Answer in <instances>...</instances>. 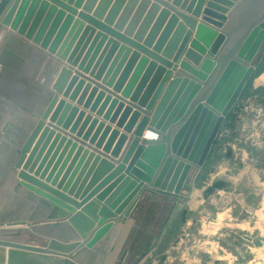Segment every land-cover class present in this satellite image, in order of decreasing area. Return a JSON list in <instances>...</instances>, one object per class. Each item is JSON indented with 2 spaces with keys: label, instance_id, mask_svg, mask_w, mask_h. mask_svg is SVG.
<instances>
[{
  "label": "water",
  "instance_id": "95a60500",
  "mask_svg": "<svg viewBox=\"0 0 264 264\" xmlns=\"http://www.w3.org/2000/svg\"><path fill=\"white\" fill-rule=\"evenodd\" d=\"M0 27L61 64L15 168L50 203L47 219H67L79 237L23 232L0 248L72 258L144 193L178 199L187 188L254 70L264 0H0Z\"/></svg>",
  "mask_w": 264,
  "mask_h": 264
},
{
  "label": "rangeland",
  "instance_id": "374dc122",
  "mask_svg": "<svg viewBox=\"0 0 264 264\" xmlns=\"http://www.w3.org/2000/svg\"><path fill=\"white\" fill-rule=\"evenodd\" d=\"M253 69L179 198L140 200L118 264H264V42ZM0 264L67 263L0 248Z\"/></svg>",
  "mask_w": 264,
  "mask_h": 264
},
{
  "label": "crops",
  "instance_id": "0c3cea01",
  "mask_svg": "<svg viewBox=\"0 0 264 264\" xmlns=\"http://www.w3.org/2000/svg\"><path fill=\"white\" fill-rule=\"evenodd\" d=\"M60 67L61 64L39 46L0 27V229L22 231L70 244L79 241V237L67 219L48 220L50 203L20 186L15 168L21 146L52 97L51 86ZM71 105L76 106L75 103ZM78 109L115 129L103 116H96L81 106ZM77 141L81 142L80 139ZM83 145L88 147L87 143ZM89 150L101 154V150L96 151L93 147ZM143 197H150L149 204L154 203L158 212V197L162 199L161 196L144 193L141 199ZM134 210L129 217L114 223L91 249L80 250L72 258L38 256L67 264H118L136 221L132 217Z\"/></svg>",
  "mask_w": 264,
  "mask_h": 264
},
{
  "label": "bare ground",
  "instance_id": "6f19581e",
  "mask_svg": "<svg viewBox=\"0 0 264 264\" xmlns=\"http://www.w3.org/2000/svg\"><path fill=\"white\" fill-rule=\"evenodd\" d=\"M163 2L165 3V1H163ZM160 9H162V8H160ZM170 15H172V13H170ZM170 15L167 17V20L169 19ZM178 23H180V22L178 21ZM161 32L158 34V37L160 36ZM141 138L153 141V140H157L158 136L156 134H154V133H151V132H148V131H144L143 136ZM148 138H150V139H148Z\"/></svg>",
  "mask_w": 264,
  "mask_h": 264
},
{
  "label": "flooded vegetation",
  "instance_id": "af4514ba",
  "mask_svg": "<svg viewBox=\"0 0 264 264\" xmlns=\"http://www.w3.org/2000/svg\"><path fill=\"white\" fill-rule=\"evenodd\" d=\"M158 196H160V195H158ZM161 198H162V199H167V200L169 199V198H166V197H162V196H161Z\"/></svg>",
  "mask_w": 264,
  "mask_h": 264
}]
</instances>
